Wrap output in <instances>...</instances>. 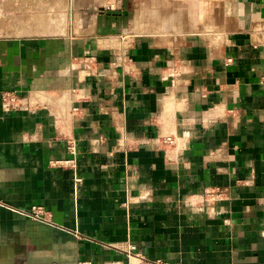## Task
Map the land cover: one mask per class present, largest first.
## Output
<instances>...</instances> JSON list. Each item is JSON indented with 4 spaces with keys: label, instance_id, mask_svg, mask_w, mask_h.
I'll use <instances>...</instances> for the list:
<instances>
[{
    "label": "crops",
    "instance_id": "0c3cea01",
    "mask_svg": "<svg viewBox=\"0 0 264 264\" xmlns=\"http://www.w3.org/2000/svg\"><path fill=\"white\" fill-rule=\"evenodd\" d=\"M83 33L0 37V264H264V0Z\"/></svg>",
    "mask_w": 264,
    "mask_h": 264
},
{
    "label": "rangeland",
    "instance_id": "374dc122",
    "mask_svg": "<svg viewBox=\"0 0 264 264\" xmlns=\"http://www.w3.org/2000/svg\"><path fill=\"white\" fill-rule=\"evenodd\" d=\"M114 0H0V37L83 35ZM41 27H37V26ZM35 27V28H34Z\"/></svg>",
    "mask_w": 264,
    "mask_h": 264
},
{
    "label": "built area",
    "instance_id": "2783aa9c",
    "mask_svg": "<svg viewBox=\"0 0 264 264\" xmlns=\"http://www.w3.org/2000/svg\"><path fill=\"white\" fill-rule=\"evenodd\" d=\"M89 70H91V68H89ZM166 142H167V143H170V144L173 143V141L171 140V138H168V139L166 140ZM69 150L71 151V153L74 154L76 148L72 145V146H70ZM63 163H64V164H71V163H73V162H71V161H66V162H63ZM36 218H37V219H40V220H43L41 214H37V215H36ZM83 264H86V263H83Z\"/></svg>",
    "mask_w": 264,
    "mask_h": 264
},
{
    "label": "bare ground",
    "instance_id": "6f19581e",
    "mask_svg": "<svg viewBox=\"0 0 264 264\" xmlns=\"http://www.w3.org/2000/svg\"><path fill=\"white\" fill-rule=\"evenodd\" d=\"M37 27L39 28V27H41V26L38 25ZM34 28H35V27H34ZM39 29H40V28H39Z\"/></svg>",
    "mask_w": 264,
    "mask_h": 264
}]
</instances>
